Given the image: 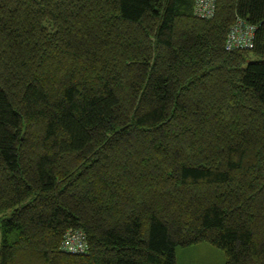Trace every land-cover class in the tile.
Returning <instances> with one entry per match:
<instances>
[{
	"label": "trees",
	"instance_id": "trees-1",
	"mask_svg": "<svg viewBox=\"0 0 264 264\" xmlns=\"http://www.w3.org/2000/svg\"><path fill=\"white\" fill-rule=\"evenodd\" d=\"M194 3L0 0V264H264V0Z\"/></svg>",
	"mask_w": 264,
	"mask_h": 264
},
{
	"label": "built area",
	"instance_id": "built-area-1",
	"mask_svg": "<svg viewBox=\"0 0 264 264\" xmlns=\"http://www.w3.org/2000/svg\"><path fill=\"white\" fill-rule=\"evenodd\" d=\"M218 0H195L194 17L198 20H213L217 12ZM257 27L238 18L232 26L225 43L227 52L251 51L254 48ZM62 251L70 256L89 253L88 239L82 231H69L64 237Z\"/></svg>",
	"mask_w": 264,
	"mask_h": 264
},
{
	"label": "rangeland",
	"instance_id": "rangeland-1",
	"mask_svg": "<svg viewBox=\"0 0 264 264\" xmlns=\"http://www.w3.org/2000/svg\"><path fill=\"white\" fill-rule=\"evenodd\" d=\"M1 246V230H0ZM177 264H226L225 253L208 243L176 249Z\"/></svg>",
	"mask_w": 264,
	"mask_h": 264
}]
</instances>
